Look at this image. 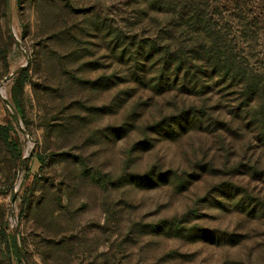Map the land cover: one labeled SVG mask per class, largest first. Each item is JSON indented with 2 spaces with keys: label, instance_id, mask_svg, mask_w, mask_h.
<instances>
[{
  "label": "rangeland",
  "instance_id": "374dc122",
  "mask_svg": "<svg viewBox=\"0 0 264 264\" xmlns=\"http://www.w3.org/2000/svg\"><path fill=\"white\" fill-rule=\"evenodd\" d=\"M143 4L0 0V127L16 146L0 139V264H264V221L222 188L254 191L235 176L238 153L158 135L157 108L138 109L144 93L110 58L109 30L163 24ZM212 6L241 48L240 13L260 19L263 52L264 0Z\"/></svg>",
  "mask_w": 264,
  "mask_h": 264
},
{
  "label": "trees",
  "instance_id": "16d2710c",
  "mask_svg": "<svg viewBox=\"0 0 264 264\" xmlns=\"http://www.w3.org/2000/svg\"><path fill=\"white\" fill-rule=\"evenodd\" d=\"M141 18L163 20L151 37L109 30L107 51L125 69L127 84L145 95L138 109L152 111L165 140L205 136L238 153L235 176L255 185L223 186L229 204L252 221H264V50L261 20L240 13L241 48L212 0H142ZM243 17V18H242ZM157 20V19H156ZM142 24V23H141ZM150 28V27H149ZM28 71L20 74V83ZM0 139L16 152L9 128Z\"/></svg>",
  "mask_w": 264,
  "mask_h": 264
}]
</instances>
